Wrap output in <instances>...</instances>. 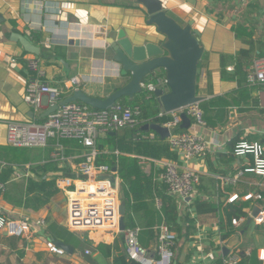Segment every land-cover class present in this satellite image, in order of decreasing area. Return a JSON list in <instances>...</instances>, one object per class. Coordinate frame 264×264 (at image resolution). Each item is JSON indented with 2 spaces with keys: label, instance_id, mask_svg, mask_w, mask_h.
Masks as SVG:
<instances>
[{
  "label": "crops",
  "instance_id": "obj_1",
  "mask_svg": "<svg viewBox=\"0 0 264 264\" xmlns=\"http://www.w3.org/2000/svg\"><path fill=\"white\" fill-rule=\"evenodd\" d=\"M160 1L179 25L193 23L192 31L204 48L197 96L207 103V109L202 108L207 125L200 127L189 118L191 126L185 131L200 135L212 146L204 159L188 163L170 148L172 157L161 159L194 168L201 177L196 193L184 201L167 190L165 195L170 198L163 203L161 192L154 187V204L149 199V207L144 208L148 211L142 209L135 214L132 209L127 210L122 199L121 157L137 158L144 175L153 176L160 190L166 185L156 179L160 170L155 161L161 159L110 152L101 148L99 141L115 134L130 136L132 129L143 130L152 122L138 118L135 128L110 132L98 140L97 163L117 169L115 178L120 185V208L125 207V223L127 228L140 229V244L148 252L142 259L130 260L122 235L108 230L78 233L67 227L68 192L60 190L57 181L80 179L78 169L86 153L80 143L52 138L45 148H17L7 143V125L41 124L45 113L74 92L63 94L61 100L45 95L43 108L36 113L24 101L29 80L35 75L27 66L29 59H40L49 86L62 89L68 80L79 77L81 84L75 90L105 99L128 82L121 75L120 66L113 62L108 39H114L122 29L138 45L158 42L163 37L157 35L155 26L147 25L145 8L136 0H0V180L6 185L5 192L0 193V212L11 218H28L33 223L45 221V226L35 227L30 238H18L17 247L0 249V264H152L158 257L157 229L162 225L168 229L172 226L171 232L177 237L173 264H216L220 260L224 264L223 249L233 237L237 243L229 253L239 252L242 261L255 252L264 264V257H260L264 251V224L257 225L252 218L254 207L264 209V198L244 200L250 193L264 197V176L246 172L254 165L252 154L235 152L245 142L264 146V86L251 85L247 80L253 62L264 57V0ZM13 34L27 38L41 48V54L26 52L12 40ZM110 155L116 158L115 165L107 159ZM29 180H54L58 193L46 205H27ZM233 195H238L237 201L247 207V216L238 226L233 225L234 218L230 223L226 214ZM171 203L178 213L174 224L167 223L164 214V208ZM51 228L73 233L87 246L79 250L68 245L73 253H52L46 242L60 241L52 238ZM35 234L41 235L42 240H37ZM87 234V238L82 237ZM4 237L14 238L0 232V238Z\"/></svg>",
  "mask_w": 264,
  "mask_h": 264
},
{
  "label": "built area",
  "instance_id": "obj_2",
  "mask_svg": "<svg viewBox=\"0 0 264 264\" xmlns=\"http://www.w3.org/2000/svg\"><path fill=\"white\" fill-rule=\"evenodd\" d=\"M50 48V45H46ZM30 70L35 75L29 80L24 101L31 105L38 113L43 108L44 96L52 95L55 100H61L63 94L72 93L81 84L79 77H74L65 83L62 89L53 88L45 82L46 73L38 58L28 61ZM251 85L264 86V57L253 62L252 70L247 77ZM167 87L166 78H158L155 82H144L142 88L148 95L157 89ZM59 104V103H56ZM185 113L200 127H206L204 110L200 103H195L172 113H160V117L171 116V120L164 126L169 129L168 138L170 148L176 152L184 162L193 159H204L210 149L211 142L192 132L180 131ZM141 114L139 106L130 107L120 103L109 110H96L79 102L60 106L54 113L46 117L41 124L35 122H10L7 125V143L17 148H45L52 138L76 140L85 149L84 161L79 165L80 179L61 178L57 187L68 193V221L67 227L72 232H86L94 230H108L122 235L127 246L130 260L144 258L148 252L140 244V229L127 228L120 230V185L115 172L109 165L97 163L99 154L98 140L110 132L124 128H134L139 124ZM144 138L154 140L156 134L150 132ZM236 154H252L254 165L246 172L264 176V146L260 143H241L237 146ZM149 160V159H147ZM150 161V160H149ZM159 167L157 180L163 182L168 193L187 200L196 193L200 184V174L192 167H186L171 160L155 161ZM6 185L0 180V193L5 192ZM238 195H233L229 203L237 201ZM260 194L250 193L244 197L245 201L262 200ZM253 218V217H252ZM257 225L264 224V209L253 218ZM242 219H233L238 226ZM45 226L44 220L30 221L28 218H11L0 212V232L10 237L28 239L35 227ZM176 235L166 225L157 229L158 257L152 264H173L175 257ZM50 252L63 255L65 251L58 248L54 242L47 241ZM86 254H90L89 251ZM260 257H264V251ZM242 255L231 252L224 257V264H239Z\"/></svg>",
  "mask_w": 264,
  "mask_h": 264
},
{
  "label": "water",
  "instance_id": "obj_3",
  "mask_svg": "<svg viewBox=\"0 0 264 264\" xmlns=\"http://www.w3.org/2000/svg\"><path fill=\"white\" fill-rule=\"evenodd\" d=\"M138 5L145 8L147 25L155 26L157 35L163 37L158 42L144 41L138 45L127 37L124 29L119 30L114 39H108L114 53L113 62L120 66L121 75L128 78V82L115 90L105 99L89 96L81 89H77L65 100L56 104L43 117H48L60 106L68 103L79 102L96 110H109L123 98L133 100L137 95L143 94L142 83L152 79L158 73L164 74L167 89H157L155 97L160 102V111L172 113L195 103L203 102L204 98L197 96V80L201 75L200 61L204 48L192 31V22L181 26L164 10L160 0H136ZM12 40L20 43L24 50L33 55H40L41 48L20 34H13ZM183 123L181 128L190 129L191 120L182 113ZM146 132L152 131L165 140L170 137L168 128L152 123L143 127ZM264 143V141H263ZM117 172L116 168L112 169ZM260 209L253 208L252 217H256ZM120 230L123 232L125 223V207L120 208ZM237 243V238H231L223 249V256H227L231 248ZM55 245L67 253H73L70 246L57 242Z\"/></svg>",
  "mask_w": 264,
  "mask_h": 264
},
{
  "label": "trees",
  "instance_id": "obj_4",
  "mask_svg": "<svg viewBox=\"0 0 264 264\" xmlns=\"http://www.w3.org/2000/svg\"><path fill=\"white\" fill-rule=\"evenodd\" d=\"M162 76H164V74L159 76L156 75L152 79H146L144 82H155ZM147 95L143 94L136 96L133 100L123 98L118 102L122 105L130 107H135L137 105L140 106L141 114L138 118L144 121H151L152 123H157L160 125L169 122L171 120V117L169 116L158 117L160 113V102L155 97V95L153 93L150 95V97ZM201 106L204 110L207 109L206 102H202ZM181 131L185 132L183 129H181ZM146 135L148 134L146 131L142 130V127H137L131 130L130 136H120L118 134H115L114 136L109 135L107 138L100 140L99 145L101 148H108L110 152L118 150L124 154H135L137 156L151 157L153 159L172 157L168 139L163 140L161 137L156 136V138L152 140L144 138ZM107 159L111 162L110 164L115 165L116 158L114 156L110 155ZM119 174L122 180V199L128 211L132 209L135 214L139 213L142 209L149 207V203L147 202L149 199L152 200L153 205L155 197L152 195L151 189L154 187L161 192L159 197L162 199L163 203H166L170 198L169 196L165 195V191H167L165 186L164 188L162 187L161 191L158 186H155L153 176L147 177L144 175L139 166V160L137 158L121 157ZM57 193L58 189L54 180H29L27 187V195H29V199L27 200V205L31 206L32 202L39 203L41 206L46 205ZM246 208V205L241 203L240 200L229 204L226 209V214L230 220V223L232 218L240 219L246 217ZM144 211L147 212L148 210L144 209ZM164 214L167 223H176L178 213L177 207L174 203H171L164 208ZM169 230L172 231V226H170ZM6 243L9 246L6 245ZM17 245L18 238L16 239V237L13 239H9L7 237L2 239L0 238V249L5 248L6 246L9 248L17 247ZM116 264L122 263L118 262ZM216 264H222V261H217ZM240 264H261V262L258 261L257 254L252 252L249 256H244Z\"/></svg>",
  "mask_w": 264,
  "mask_h": 264
},
{
  "label": "rangeland",
  "instance_id": "obj_5",
  "mask_svg": "<svg viewBox=\"0 0 264 264\" xmlns=\"http://www.w3.org/2000/svg\"><path fill=\"white\" fill-rule=\"evenodd\" d=\"M49 233L52 234L51 236L54 240L56 239V241H60V242H63L67 245L74 246L75 248H77L79 250H84V248L87 246V243H85L79 236H77L73 233L71 234V233L67 232L65 229L51 228V229H49ZM82 237L87 238L88 234L83 235ZM35 238L37 240H42L43 237L39 234H35Z\"/></svg>",
  "mask_w": 264,
  "mask_h": 264
}]
</instances>
